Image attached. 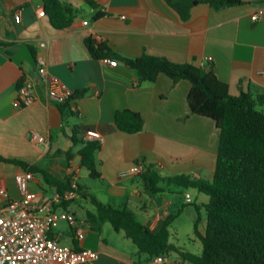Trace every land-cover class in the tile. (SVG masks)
I'll use <instances>...</instances> for the list:
<instances>
[{"label": "crops", "instance_id": "1", "mask_svg": "<svg viewBox=\"0 0 264 264\" xmlns=\"http://www.w3.org/2000/svg\"><path fill=\"white\" fill-rule=\"evenodd\" d=\"M61 1L76 9L65 28L54 27L48 14L39 15L46 10L43 0H0V154L22 159L60 179L70 177L82 186L78 179L86 169L80 153L84 133L97 130L103 136L96 160L104 188L95 196L106 204L129 207L154 232L161 230L166 217L183 208L170 225V242L182 251L201 254L203 243L195 227L205 232L209 196L165 183L155 192L141 174L128 170L141 162L154 165L164 177L186 174L199 179L206 171L212 179L219 148L215 121L191 113L189 80L175 83L161 74L154 82H140L137 72L120 58L94 57L86 39L91 37L124 57L149 54L178 63H213L233 95L248 91L257 96L264 94V12L257 20L253 14L264 10V2L246 0L216 9L196 1L185 19L166 0H95L96 6L88 0ZM99 12L103 15L97 16ZM44 39L48 48L40 47ZM37 53L47 58V78L56 77L75 92L67 103L48 99ZM107 58L117 59L118 65H111ZM26 81L35 85L38 98L17 108L14 101ZM124 109L143 115L142 131L128 133L118 128L116 113ZM32 132L47 142L33 140ZM25 169L0 161V187L12 199L22 196L15 176ZM34 173L31 187L41 197L58 194L42 173ZM83 191L93 195L90 189ZM4 203L1 198L0 206ZM67 209L84 222L86 235L80 238L75 227L60 220L50 235L61 243L77 250H97L99 258L93 264H150L124 231L115 230L108 221L86 222L89 210L78 214L72 201ZM183 215L186 220L181 222ZM182 224L186 230H180ZM174 254L166 256L165 264H193Z\"/></svg>", "mask_w": 264, "mask_h": 264}, {"label": "trees", "instance_id": "2", "mask_svg": "<svg viewBox=\"0 0 264 264\" xmlns=\"http://www.w3.org/2000/svg\"><path fill=\"white\" fill-rule=\"evenodd\" d=\"M46 14L54 27L65 28L72 23L76 9L61 0H43ZM96 6L95 0H88ZM185 19L196 1L206 2L216 9L246 3V0H166ZM264 2V0H262ZM103 15L99 12L97 16ZM88 49L94 57L120 58L139 75L140 82H154L161 74H166L175 83L187 79L191 83L188 104L192 114L208 117L215 121L219 131V148L212 179L192 178L186 174L164 177L154 165H145L141 173L144 183L155 192L162 189L160 184L177 185L186 190L196 188L209 196L205 204L207 225L200 233L201 254L182 251L170 242V225L181 209L166 217L159 232L152 231L127 206L106 204L95 195L78 192L90 197L95 211H88L86 222H110L115 230L124 231L138 247L141 254L153 260L156 256L177 252L193 264H264V94L254 96L248 91L239 95L230 92L229 85L222 81L213 63L196 65L178 63L165 56L144 54L141 57H124L113 52L106 45H99L91 37L86 39ZM108 50L106 52L105 50ZM22 85V84H21ZM116 124L122 131L136 133L143 130L145 119L140 112L132 109L119 110ZM77 135V129L74 130ZM74 135V141L76 136ZM80 150L81 165L92 177L100 178L96 153L101 148L97 140L83 142ZM71 159L72 153L68 151ZM0 161L21 164L32 172L43 174L45 181L55 186L63 196L72 188V179H60L49 171L19 158H8L0 154ZM35 174V173H34ZM72 200H63L67 209Z\"/></svg>", "mask_w": 264, "mask_h": 264}, {"label": "built area", "instance_id": "3", "mask_svg": "<svg viewBox=\"0 0 264 264\" xmlns=\"http://www.w3.org/2000/svg\"><path fill=\"white\" fill-rule=\"evenodd\" d=\"M263 12V9L255 12L253 19H259ZM39 15L45 16L46 10H40ZM39 44L41 48H48L47 39L41 40ZM105 60L113 66L118 65L117 59ZM36 62L46 84L49 100L65 104L74 97L75 92L64 87L56 77H52L51 80L47 78L48 61L45 54L37 53ZM37 98L35 85L26 81L19 88L14 106L17 108L28 106ZM31 138L38 142H47L44 136L36 132L31 133ZM102 139V134L97 130H87L84 133L86 141L101 142ZM144 169V164L137 162L128 173L141 174ZM15 179L22 194L20 199L10 198L6 188L0 187V200L2 198L5 201L0 206V264H93L99 258L97 250L92 248L77 250L50 235L53 226L58 221L65 220L76 228L80 238L85 237L84 222L61 205L63 200H72L77 196L79 187L77 181L72 182V188L63 196L58 193L46 198L32 189L31 182L35 179V174L31 170L25 169L16 174ZM187 197L192 200L190 194ZM166 260L165 255H159L151 260L150 264H165Z\"/></svg>", "mask_w": 264, "mask_h": 264}, {"label": "rangeland", "instance_id": "4", "mask_svg": "<svg viewBox=\"0 0 264 264\" xmlns=\"http://www.w3.org/2000/svg\"><path fill=\"white\" fill-rule=\"evenodd\" d=\"M258 107L264 110V106L263 107L258 106ZM202 175L205 179H210L209 172L204 171ZM78 181L83 186V190L90 189L93 195H97V192L99 195H101V190L104 188V185H103L104 182H102L101 178L90 176L87 169H84L82 171V175L78 179ZM190 191L195 195V193L197 192V189L190 188ZM72 209L76 210L78 214L83 215L85 211H88V210L95 211L96 206L94 205L90 197H86L82 194V192H78V196L75 198V200L72 201ZM184 220H186V217L183 215L181 222H183ZM60 223H62V221H60ZM186 228H187L186 225L182 224L180 230H186ZM174 255L175 254L172 253L169 256L173 257Z\"/></svg>", "mask_w": 264, "mask_h": 264}]
</instances>
